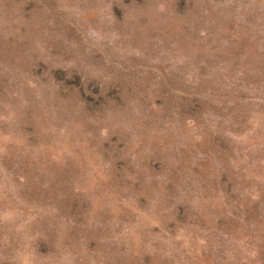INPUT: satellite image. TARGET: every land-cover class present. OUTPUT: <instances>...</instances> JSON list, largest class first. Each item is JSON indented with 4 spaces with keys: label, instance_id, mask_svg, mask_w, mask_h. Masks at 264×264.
Masks as SVG:
<instances>
[{
    "label": "rangeland",
    "instance_id": "obj_1",
    "mask_svg": "<svg viewBox=\"0 0 264 264\" xmlns=\"http://www.w3.org/2000/svg\"><path fill=\"white\" fill-rule=\"evenodd\" d=\"M0 264H264V0H0Z\"/></svg>",
    "mask_w": 264,
    "mask_h": 264
}]
</instances>
